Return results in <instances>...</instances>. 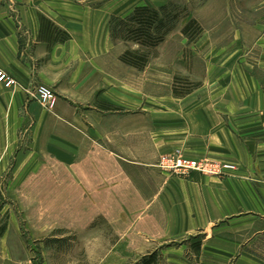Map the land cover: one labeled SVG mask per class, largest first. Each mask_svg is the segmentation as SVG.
Listing matches in <instances>:
<instances>
[{"label": "crops", "instance_id": "0c3cea01", "mask_svg": "<svg viewBox=\"0 0 264 264\" xmlns=\"http://www.w3.org/2000/svg\"><path fill=\"white\" fill-rule=\"evenodd\" d=\"M165 4L0 0V71L16 83L0 84V181L21 185L51 160L91 203L94 193L116 200L112 223L125 238L196 240V264H264V0H227L224 18L208 17L227 23L230 36L212 42L211 25L201 47L181 52L185 76L191 71L199 85L180 96L169 85L157 89L165 84L156 78L147 84L159 92L146 93L142 74L130 82L110 34L112 17ZM245 5L256 12L248 25ZM58 31L69 38L58 40ZM39 84L54 91L51 108L34 99ZM174 151L236 169L168 176L157 162ZM2 224L1 245L17 241L23 250L16 226ZM179 248L166 262L193 264ZM13 256L8 251V264Z\"/></svg>", "mask_w": 264, "mask_h": 264}, {"label": "rangeland", "instance_id": "374dc122", "mask_svg": "<svg viewBox=\"0 0 264 264\" xmlns=\"http://www.w3.org/2000/svg\"><path fill=\"white\" fill-rule=\"evenodd\" d=\"M161 1H165L168 6L167 12L178 16V19L159 45L146 48L132 41L115 39L113 42L117 46L119 61L126 51H139L140 55L145 57L142 68L129 65L130 82L134 81L133 78L137 77V74H142L146 84L152 78L164 83L165 85L157 88L160 91L167 90L170 86L174 94L185 95L199 83L191 71L190 76H185L179 56L181 52L190 51L193 47H201L200 39L209 32L210 28L207 27L211 25L217 26L220 32V37H216L217 30L213 31L214 28H211L213 33H210L209 39L212 42L218 40L217 38L220 42L228 40L225 37L230 36L227 23L207 21L212 15L224 18L223 15L227 13V0H156V4ZM243 9L240 13L248 25L251 19L254 20L256 12L247 9L246 5ZM164 16L161 14L160 17ZM190 20L195 21L200 32L196 37L188 38L181 30ZM169 71L175 73L172 79L168 78ZM148 84L145 87L146 93L159 92L153 91ZM45 161L47 162V159ZM4 185L5 189H2ZM94 195V202L91 203L88 193L72 181L70 173L60 169L51 160L38 175L21 185L14 186L12 182L0 181V206L5 209L0 216V223H3L4 228L6 225H15L25 243L23 250L17 241L13 244L8 242L9 247H6L4 242L2 245L0 243V264L9 263L8 251L14 255L13 259H17L13 264H144L152 257L153 264H168L165 259L167 252L177 251L179 247L184 249L185 246L184 257L188 256L187 258L196 264L193 259L199 252L195 246L196 240L156 245V242L143 243L135 238V234L131 237L132 232L125 238L124 231L117 229L120 223H112V219L118 215L120 205L110 194ZM140 241L141 244H137Z\"/></svg>", "mask_w": 264, "mask_h": 264}, {"label": "trees", "instance_id": "16d2710c", "mask_svg": "<svg viewBox=\"0 0 264 264\" xmlns=\"http://www.w3.org/2000/svg\"><path fill=\"white\" fill-rule=\"evenodd\" d=\"M168 6L159 9H152L148 6H140L125 18L112 17L110 20V34L113 39L132 41L141 47L155 48L163 40L165 34L174 27L178 16L171 15ZM164 14V17H160ZM199 29L194 20H190L181 30V33L188 38L196 37ZM58 40L65 41L69 38L68 34L58 31ZM120 60L134 68H142L145 64V57L139 51L125 52ZM199 249V243H196ZM154 258L147 259L144 264H153Z\"/></svg>", "mask_w": 264, "mask_h": 264}, {"label": "built area", "instance_id": "2783aa9c", "mask_svg": "<svg viewBox=\"0 0 264 264\" xmlns=\"http://www.w3.org/2000/svg\"><path fill=\"white\" fill-rule=\"evenodd\" d=\"M0 84L5 88H11L16 83L12 77L4 71H0ZM33 97L44 108H51L56 99L54 91L45 84H39L35 87ZM157 167L162 173L178 177H188L191 172L218 177L236 169L231 164L189 158L180 151L161 155Z\"/></svg>", "mask_w": 264, "mask_h": 264}]
</instances>
